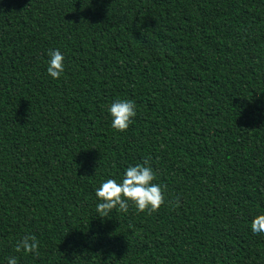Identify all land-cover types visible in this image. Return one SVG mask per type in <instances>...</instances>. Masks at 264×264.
Returning a JSON list of instances; mask_svg holds the SVG:
<instances>
[{
	"label": "trees",
	"instance_id": "obj_1",
	"mask_svg": "<svg viewBox=\"0 0 264 264\" xmlns=\"http://www.w3.org/2000/svg\"><path fill=\"white\" fill-rule=\"evenodd\" d=\"M145 159L164 204L100 217ZM261 214L264 0H0V264H264Z\"/></svg>",
	"mask_w": 264,
	"mask_h": 264
},
{
	"label": "clouds",
	"instance_id": "obj_2",
	"mask_svg": "<svg viewBox=\"0 0 264 264\" xmlns=\"http://www.w3.org/2000/svg\"><path fill=\"white\" fill-rule=\"evenodd\" d=\"M50 59L47 66V74L52 79L60 78L64 72V56L59 50H50ZM112 117V128L118 132L126 131L136 116V105L132 100H116L108 109ZM149 160L143 164L129 166L125 170L122 182L116 179H107L95 192L96 198L101 201L96 210L100 217H106L113 209L127 212L129 203L133 204L138 212H146L148 215L159 210L164 204L165 189L153 183L156 174L148 166ZM175 207H180L179 200L174 201ZM251 231L254 235L264 234V214L256 216L251 222ZM40 241L35 235L27 234L15 244V252L33 254L39 256ZM7 264H17V257L10 256Z\"/></svg>",
	"mask_w": 264,
	"mask_h": 264
}]
</instances>
